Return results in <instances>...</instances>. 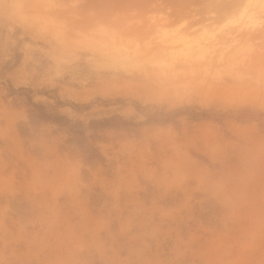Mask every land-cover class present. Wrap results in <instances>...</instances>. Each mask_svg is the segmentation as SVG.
I'll return each instance as SVG.
<instances>
[{
    "label": "rangeland",
    "instance_id": "374dc122",
    "mask_svg": "<svg viewBox=\"0 0 264 264\" xmlns=\"http://www.w3.org/2000/svg\"><path fill=\"white\" fill-rule=\"evenodd\" d=\"M226 3L0 0V264H264V30Z\"/></svg>",
    "mask_w": 264,
    "mask_h": 264
},
{
    "label": "bare ground",
    "instance_id": "6f19581e",
    "mask_svg": "<svg viewBox=\"0 0 264 264\" xmlns=\"http://www.w3.org/2000/svg\"><path fill=\"white\" fill-rule=\"evenodd\" d=\"M257 2H258V0H247V3H257ZM248 10L247 9H243L242 12H240V16L238 17V19L236 20V22H239L240 23L239 24V28L241 30L243 29V31H244V33L243 34L241 33V35L242 36H245V38H248V40H249V36L250 37L255 36V33H256L255 31H257L260 28V25H259V15H258L259 13L258 12L257 13L255 12V11H259V10L258 9L255 10L254 8H253V10L251 8H250L249 11ZM238 31L240 32V30H238ZM177 34L178 35L171 37L170 40L172 42H174V41L175 42L183 41L185 47H187L189 49H195V47L191 46V42H188L186 40V38H187L186 36H184L183 34H179V33H177ZM221 38H218L217 35L212 34V36L210 38L208 37V38H204V40H197V41H195L197 43V45H196L197 49H196V52H195L196 54L195 55H197V56H204L206 53H210V51H211L210 49L214 50V48H216L217 46L223 45L224 42L223 41H220ZM236 40H237V38H236ZM236 40H234V41H236ZM227 41H229V39ZM262 46L259 45V47H257V48H260V51H259V49L257 50L256 47H255V49L257 50V54L263 53V52H261L262 51L261 49L264 48V44ZM215 50H217V49H215ZM223 51H224V49L222 48L221 49V53ZM260 55H263V54H260Z\"/></svg>",
    "mask_w": 264,
    "mask_h": 264
},
{
    "label": "snow or ice",
    "instance_id": "6c2138e0",
    "mask_svg": "<svg viewBox=\"0 0 264 264\" xmlns=\"http://www.w3.org/2000/svg\"><path fill=\"white\" fill-rule=\"evenodd\" d=\"M223 6L232 8L233 10L258 8L259 9V25L261 29L264 30V0H258L257 3H247V4L226 3Z\"/></svg>",
    "mask_w": 264,
    "mask_h": 264
}]
</instances>
